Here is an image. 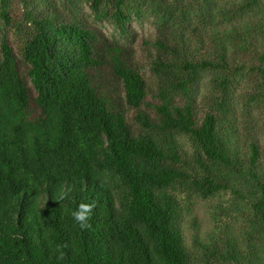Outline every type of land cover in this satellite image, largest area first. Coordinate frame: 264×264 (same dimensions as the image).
<instances>
[{"label":"trees","instance_id":"1","mask_svg":"<svg viewBox=\"0 0 264 264\" xmlns=\"http://www.w3.org/2000/svg\"><path fill=\"white\" fill-rule=\"evenodd\" d=\"M263 130L264 0H0V264H264Z\"/></svg>","mask_w":264,"mask_h":264},{"label":"rangeland","instance_id":"2","mask_svg":"<svg viewBox=\"0 0 264 264\" xmlns=\"http://www.w3.org/2000/svg\"><path fill=\"white\" fill-rule=\"evenodd\" d=\"M86 8H88L86 6ZM104 32L113 39H116L121 44H127L133 46L138 51V59L143 60L142 47H141V39L143 37H148L155 32L154 27L151 25L149 21L140 20L134 21L131 23L132 30L135 35H132L130 40H125L122 36L116 31L112 25L107 22H100L97 24ZM132 32V34H133ZM263 144H264V130H263ZM210 209V204L204 201H198V205L196 206L195 213L201 218V221L204 225V228L209 229L211 227V221L209 219L208 211Z\"/></svg>","mask_w":264,"mask_h":264},{"label":"clouds","instance_id":"3","mask_svg":"<svg viewBox=\"0 0 264 264\" xmlns=\"http://www.w3.org/2000/svg\"><path fill=\"white\" fill-rule=\"evenodd\" d=\"M68 196V192H61L59 200L67 199ZM95 207V203L81 202L78 204L77 208L71 213L74 223L78 225L81 230H86L91 227L89 221L93 215V210L95 209Z\"/></svg>","mask_w":264,"mask_h":264}]
</instances>
